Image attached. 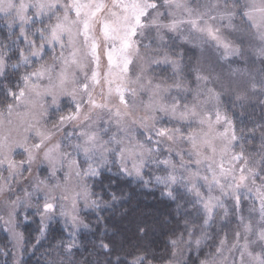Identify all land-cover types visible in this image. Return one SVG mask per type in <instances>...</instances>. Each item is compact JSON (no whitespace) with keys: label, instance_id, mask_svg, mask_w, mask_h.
Instances as JSON below:
<instances>
[{"label":"snow or ice","instance_id":"snow-or-ice-1","mask_svg":"<svg viewBox=\"0 0 264 264\" xmlns=\"http://www.w3.org/2000/svg\"><path fill=\"white\" fill-rule=\"evenodd\" d=\"M0 21L8 41H0V76L13 55L12 68L33 69L15 86L0 85V226L18 245L24 240L20 223L36 218L37 244L58 218L74 230L88 229L81 203L101 211L110 202L93 198L87 181L116 163L122 174L145 187L154 182L173 201L184 199L180 190L191 197L197 216L169 239L171 258L164 264H188L185 254L212 240L207 228L220 213L221 220L235 216L239 228L231 236L225 232L199 264H264V125L238 127L221 99L231 92L243 108L249 92L264 95V74L234 80L236 68L225 78L200 64L188 68L176 51L177 42L211 44L221 59L243 58L247 38L258 42L254 54L264 61V0H198L195 6L191 0H0ZM153 65L171 75L154 78ZM5 111L15 113V124L5 123ZM258 131L259 146L250 147ZM42 165L44 178L35 172ZM153 165L162 174L145 180ZM61 171L63 182L52 183ZM249 199L246 218L242 206ZM70 236L51 246L45 264H74L68 258L77 247L76 231ZM97 247L109 254L114 249L103 239ZM131 264L151 262L144 253Z\"/></svg>","mask_w":264,"mask_h":264},{"label":"trees","instance_id":"trees-1","mask_svg":"<svg viewBox=\"0 0 264 264\" xmlns=\"http://www.w3.org/2000/svg\"><path fill=\"white\" fill-rule=\"evenodd\" d=\"M6 33L7 29L0 21V41L8 43L4 39ZM9 62L15 63L16 57L13 55ZM25 71L27 69L22 66L10 67L0 76V85L15 86L19 76ZM3 107V103H0V109ZM227 107L229 114L236 119L238 127L252 128L254 125H264V108L261 103L244 105L243 108L228 103ZM241 120L243 125L240 124ZM253 143L256 147L259 146V131L256 140L250 141L249 146ZM87 183L95 197L110 203L107 206L101 204V211H82V218L89 224V228L82 229L76 235L77 247L68 258L74 264H131L135 256L144 253H147V261L151 264H164V261L171 258L172 246L169 239L185 231V220L192 221L197 216L196 210L188 203L191 197L182 190L179 194L183 195L184 199L173 201L162 195V188L154 182L145 187L136 178L122 174L116 163L109 164L103 169L101 177L90 178ZM113 194L117 197L115 201L111 200ZM177 204L182 207L178 209ZM98 216L101 217L99 221ZM19 221H22V217H19ZM19 227L24 234L23 256L19 264H45L48 258L46 253L51 246L59 240L68 241L71 238L69 230L58 220L51 222L46 238L39 244L38 218L30 223L21 222ZM209 233L216 234V231L210 228ZM101 239L105 243L112 241L114 249L110 254L97 247ZM215 243L216 235L203 244L199 252L191 251L187 257L188 264H199V259L214 251ZM0 264H14L13 243L3 226H0Z\"/></svg>","mask_w":264,"mask_h":264},{"label":"rangeland","instance_id":"rangeland-1","mask_svg":"<svg viewBox=\"0 0 264 264\" xmlns=\"http://www.w3.org/2000/svg\"><path fill=\"white\" fill-rule=\"evenodd\" d=\"M109 2H110V0H109ZM191 2L193 4V6H195L197 4L198 0H191ZM199 2L202 3L203 0H199ZM236 23H239V18H237ZM236 35H239V34L238 33L234 34V37ZM148 42L149 41L147 39H145L143 41L144 44H147ZM177 44H178V46L176 47V51L183 53V62L188 68L196 66L197 64H200L203 67L212 70L214 72V74H219L225 78L229 77V75L231 74L233 69L239 68L241 71H240V73H237L235 76L232 77V79H234V80L248 79V78H251L253 76L258 80L260 78V75L264 74V61H262L260 58L256 57L254 54V48L258 46V42H256V41H252V40H249L246 38L245 56L243 58L231 57L227 60L221 59L222 52L217 51V49L211 44H205V45H203V47L193 46L192 44H180L179 42H177ZM249 44H251V47L248 46ZM102 47H103V45H102ZM11 64L12 63H10V62L8 63V66L4 70V74L11 67ZM21 66L23 68H26L27 71L33 70L32 67H30V66H23V65H21ZM94 66L95 65L93 64L90 67H94ZM100 71H101V74H103L104 72L107 71V59L103 55L101 56ZM149 74L152 75L154 78H160L162 76H170L171 72H170V69H167L163 65H161V66L153 65ZM78 75H81V74L78 73ZM185 75L187 76L188 79H192V74L189 73L187 71V69H186ZM81 78H83L82 75H81ZM96 91H97V93H99L100 89L97 88ZM97 99H99V96H97ZM221 99H222V103L226 109H228V107H227L228 103H231V105H234L236 107H237V105H240V102H236L234 95L228 91L224 92ZM262 101H264V95H261L259 92L255 93V94L249 92L248 93V99L245 100L243 102V104L244 105H253V104H260L261 103L262 108H264V103H262ZM62 106L65 110H67V108H68L67 98H62ZM0 110H3V109H0ZM17 111L23 112V111H25V109L20 108V109H17ZM53 111H54V109H49L50 113ZM3 119L5 120V123H7V121L9 119L12 120L13 124H15L17 122V118L15 116V113L13 114L12 117H8V114L6 111L4 112ZM53 119H54V117H53ZM104 119L106 120L107 116H105ZM43 122L46 123L49 127L51 126V122H50L49 118H45V120ZM99 123H100L101 127H103L104 121H100ZM68 131L69 132L72 131V128L70 126L68 127ZM111 131L112 132L115 131L114 126H112ZM63 136H64V132L62 130L61 132L56 134V140L57 141L63 140ZM15 158L20 159L19 156H16ZM46 167H47L46 165H42L39 168H36L35 169L36 174L40 175L41 178H44L47 175ZM4 174L6 175L7 173L5 172ZM159 174H162L161 171L156 166L153 165V166H150L149 168L145 169L144 179L148 180L150 178V176L159 175ZM24 175L27 176L28 173H25ZM56 179L63 182L64 173L62 171L58 172L57 177L55 179H53L51 182L55 183ZM71 182L74 183V180ZM13 188L14 189L17 188V185L14 184ZM12 198L14 199L15 197L13 196ZM93 198H96V197L94 196ZM251 206H252V204H251L250 199L248 201H246L242 206L243 207V215L246 218L249 216V208ZM80 207H81L80 215L82 218V211L88 210V209L83 208L82 203H81ZM257 207H258V205H257ZM221 215H222V213H220L216 217V219L211 223V225L207 228V232L210 228H211V230L216 231V234L213 233L214 235H216V242H218V240L224 235L225 232H228L229 235L231 236V233L235 230H238V228H239L238 220L236 219L235 216L229 215L225 219L221 220L220 219ZM257 218H258V214L254 213L253 214V222H255V220ZM18 221H19V217H18ZM58 221H61V223L69 230L70 234L73 233L74 231H76V235H77L78 232L83 229V228H81L78 231L74 230L70 224L65 225L63 218H58ZM196 223H197V225L199 224L198 219L196 220ZM17 231L22 232L20 227L17 228ZM8 234L10 235V238H11L12 243H13L14 264H19L21 261V258L23 256V242H22V245H18L17 241L11 236V234L9 232H8ZM213 234L209 233L210 236L214 237ZM197 235H199V232L197 233ZM192 251H196V250H192ZM190 252L185 254L186 258L188 257Z\"/></svg>","mask_w":264,"mask_h":264}]
</instances>
